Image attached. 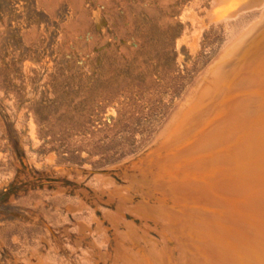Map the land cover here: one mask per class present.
<instances>
[{
	"label": "rangeland",
	"instance_id": "1",
	"mask_svg": "<svg viewBox=\"0 0 264 264\" xmlns=\"http://www.w3.org/2000/svg\"><path fill=\"white\" fill-rule=\"evenodd\" d=\"M213 1L0 0V264H114L107 213L185 264L137 209L181 116L225 86L209 70L264 47V0L217 21Z\"/></svg>",
	"mask_w": 264,
	"mask_h": 264
},
{
	"label": "bare ground",
	"instance_id": "2",
	"mask_svg": "<svg viewBox=\"0 0 264 264\" xmlns=\"http://www.w3.org/2000/svg\"><path fill=\"white\" fill-rule=\"evenodd\" d=\"M240 1H213V18H236L253 7ZM226 68L209 70L212 82L226 80L223 89H215L208 105L193 113L189 108L169 133L167 144L182 142L167 160H158L162 176L146 180L148 195L157 203L136 208L166 233L169 228L181 234L185 264H264V47L248 61L236 60ZM106 216L118 237L114 264H177L164 236L158 242L120 216ZM121 226L126 231H120Z\"/></svg>",
	"mask_w": 264,
	"mask_h": 264
}]
</instances>
